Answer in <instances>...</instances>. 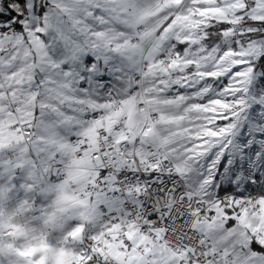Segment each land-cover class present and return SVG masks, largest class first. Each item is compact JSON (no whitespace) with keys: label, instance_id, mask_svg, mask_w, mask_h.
<instances>
[{"label":"snow or ice","instance_id":"6c2138e0","mask_svg":"<svg viewBox=\"0 0 264 264\" xmlns=\"http://www.w3.org/2000/svg\"><path fill=\"white\" fill-rule=\"evenodd\" d=\"M0 264H264V0H0Z\"/></svg>","mask_w":264,"mask_h":264}]
</instances>
